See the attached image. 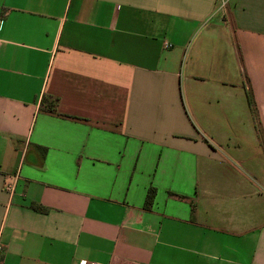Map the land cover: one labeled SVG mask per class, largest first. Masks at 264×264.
Here are the masks:
<instances>
[{
	"label": "crops",
	"instance_id": "crops-1",
	"mask_svg": "<svg viewBox=\"0 0 264 264\" xmlns=\"http://www.w3.org/2000/svg\"><path fill=\"white\" fill-rule=\"evenodd\" d=\"M0 246L264 264V0H0Z\"/></svg>",
	"mask_w": 264,
	"mask_h": 264
},
{
	"label": "trees",
	"instance_id": "trees-1",
	"mask_svg": "<svg viewBox=\"0 0 264 264\" xmlns=\"http://www.w3.org/2000/svg\"><path fill=\"white\" fill-rule=\"evenodd\" d=\"M59 103H60V99L58 97L45 95L41 102V109L42 111H45L47 113L56 114L58 111ZM156 195H157L156 188L153 187L149 188L146 196L145 209H151V207L154 204ZM191 206H192V211L194 213L196 210L195 203L192 202Z\"/></svg>",
	"mask_w": 264,
	"mask_h": 264
},
{
	"label": "built area",
	"instance_id": "built-area-1",
	"mask_svg": "<svg viewBox=\"0 0 264 264\" xmlns=\"http://www.w3.org/2000/svg\"><path fill=\"white\" fill-rule=\"evenodd\" d=\"M14 188H15V182L13 181L11 182L10 180H8L6 183V190L12 193L14 191ZM2 254H3V248L0 246V264H2V260H1ZM82 264H92V263L85 261L82 262Z\"/></svg>",
	"mask_w": 264,
	"mask_h": 264
}]
</instances>
